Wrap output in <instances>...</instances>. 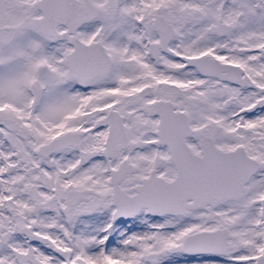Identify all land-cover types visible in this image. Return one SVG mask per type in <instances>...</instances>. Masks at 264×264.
Returning a JSON list of instances; mask_svg holds the SVG:
<instances>
[{
  "label": "snow or ice",
  "instance_id": "snow-or-ice-1",
  "mask_svg": "<svg viewBox=\"0 0 264 264\" xmlns=\"http://www.w3.org/2000/svg\"><path fill=\"white\" fill-rule=\"evenodd\" d=\"M0 264H264V0H0Z\"/></svg>",
  "mask_w": 264,
  "mask_h": 264
}]
</instances>
